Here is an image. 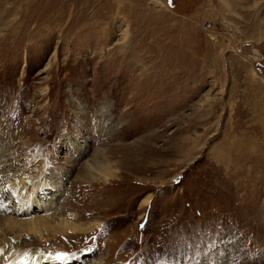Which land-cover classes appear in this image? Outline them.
Returning <instances> with one entry per match:
<instances>
[{
    "label": "rangeland",
    "instance_id": "obj_1",
    "mask_svg": "<svg viewBox=\"0 0 264 264\" xmlns=\"http://www.w3.org/2000/svg\"><path fill=\"white\" fill-rule=\"evenodd\" d=\"M0 190V260L264 264V0H0Z\"/></svg>",
    "mask_w": 264,
    "mask_h": 264
},
{
    "label": "bare ground",
    "instance_id": "obj_2",
    "mask_svg": "<svg viewBox=\"0 0 264 264\" xmlns=\"http://www.w3.org/2000/svg\"><path fill=\"white\" fill-rule=\"evenodd\" d=\"M24 179V178H23ZM23 179L19 180L17 183L13 182L11 183L10 189V193H12L13 197L16 198H20V202H18V204L20 205V207L22 208V210H26L25 207L28 205L27 202L29 201V198H31V196H26L24 193V189H25V184L23 182ZM14 181V180H13ZM4 196H3V192L0 190V203L3 200ZM31 200V199H30ZM149 198H145V200L143 201V205H148L149 203ZM2 206H0V221L4 220L7 222V225L10 227H13V225H16V221H14L13 219H5L2 216ZM18 206V205H16ZM28 208V206H27ZM50 219H53L52 216L50 218L44 219V220H39L37 217H31L28 221V224L25 223V225L28 228V232L30 233H34V236H36L40 241H44V236L39 232L42 230H46L44 223H50ZM72 219V218H71ZM69 219H63L60 220V222L67 228V233H71V232H75V233H86V232H90L91 230L97 228L99 226V224L96 223H81L80 225L68 222ZM19 224V223H18ZM49 224H47L46 227ZM50 228V227H49ZM65 235V234H64ZM68 238V237H67ZM60 245V244H59ZM2 247H0V252H1ZM9 261H13V263L15 264H26L25 258H24V254L22 253H16L13 255L12 258H6V259H1L0 260V264H7Z\"/></svg>",
    "mask_w": 264,
    "mask_h": 264
},
{
    "label": "snow or ice",
    "instance_id": "obj_3",
    "mask_svg": "<svg viewBox=\"0 0 264 264\" xmlns=\"http://www.w3.org/2000/svg\"><path fill=\"white\" fill-rule=\"evenodd\" d=\"M172 0H169V3L171 4ZM65 257L63 255L58 256L57 259H64Z\"/></svg>",
    "mask_w": 264,
    "mask_h": 264
}]
</instances>
